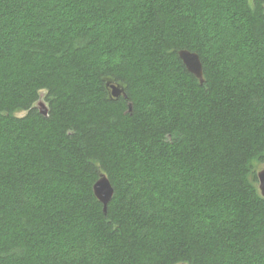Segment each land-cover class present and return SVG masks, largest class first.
Masks as SVG:
<instances>
[{"label": "trees", "instance_id": "1", "mask_svg": "<svg viewBox=\"0 0 264 264\" xmlns=\"http://www.w3.org/2000/svg\"><path fill=\"white\" fill-rule=\"evenodd\" d=\"M263 163L264 0H0V264H264Z\"/></svg>", "mask_w": 264, "mask_h": 264}, {"label": "water", "instance_id": "2", "mask_svg": "<svg viewBox=\"0 0 264 264\" xmlns=\"http://www.w3.org/2000/svg\"><path fill=\"white\" fill-rule=\"evenodd\" d=\"M177 54L179 59L184 64L186 70L195 78H197L199 80V83H203L202 63L200 61L198 53L189 51L188 49H179ZM106 84L108 85L109 82H107ZM110 95L113 97H119L120 95H122L124 98H126V93L124 92L123 85L120 83L111 84ZM36 107L39 109V112L42 115H47L48 110L44 102L38 101ZM257 180L259 194L264 197V163L257 171ZM92 190L97 200L102 203L103 210L106 211L107 204L113 196L114 188L105 173L99 174L98 179L92 186Z\"/></svg>", "mask_w": 264, "mask_h": 264}, {"label": "rangeland", "instance_id": "3", "mask_svg": "<svg viewBox=\"0 0 264 264\" xmlns=\"http://www.w3.org/2000/svg\"><path fill=\"white\" fill-rule=\"evenodd\" d=\"M25 114V112H18L16 115H18V116H22V115H24Z\"/></svg>", "mask_w": 264, "mask_h": 264}, {"label": "bare ground", "instance_id": "4", "mask_svg": "<svg viewBox=\"0 0 264 264\" xmlns=\"http://www.w3.org/2000/svg\"><path fill=\"white\" fill-rule=\"evenodd\" d=\"M38 101H42V100H41V99H39ZM38 101H37V102H38ZM37 102H36V104H37ZM42 102H43V101H42ZM36 104H35V106H36ZM45 105H46V104H45Z\"/></svg>", "mask_w": 264, "mask_h": 264}]
</instances>
